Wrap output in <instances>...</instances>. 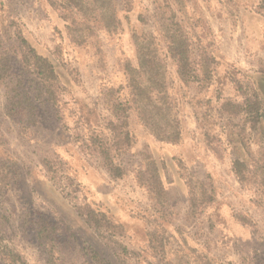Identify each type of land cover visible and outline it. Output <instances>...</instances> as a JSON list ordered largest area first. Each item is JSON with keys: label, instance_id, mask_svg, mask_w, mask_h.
Wrapping results in <instances>:
<instances>
[{"label": "rangeland", "instance_id": "rangeland-1", "mask_svg": "<svg viewBox=\"0 0 264 264\" xmlns=\"http://www.w3.org/2000/svg\"><path fill=\"white\" fill-rule=\"evenodd\" d=\"M113 2L120 29L108 34L95 26L87 41L77 45L49 0H0V29L12 21L11 30H19L38 54L53 62L62 83V121L44 110L39 124L27 129L4 116L0 85V160L15 165L19 174L18 184L0 195V220L8 226L0 242L28 264H46L50 248L37 245L30 227H18L30 212L63 220V228L70 226L79 242L100 249L112 264L157 263L149 233L166 245L163 264L176 262L183 253L190 254V264L199 256L214 264H264V0L172 1L174 22L189 39L195 68L206 58L209 79L199 76L202 81L182 84L165 59L181 140L175 145L156 142L133 121L132 147L125 154L112 153L125 171L120 179L111 178L96 155L82 151L74 136L108 138L109 91L121 89L120 95H127L123 64L135 63L131 34L151 32L156 23L160 28L171 15L165 0ZM255 97L261 117L252 124L236 106ZM145 154L160 165L168 202L164 207L155 206L137 182ZM44 159L54 166L59 184L49 182ZM235 159L248 165L242 182L232 171ZM255 167L263 171L255 173ZM201 187L213 202L192 214L188 193ZM84 201L121 224L123 233L116 241L128 254L114 245L104 248L84 225L72 207ZM78 250L56 246L52 258L56 264H88L86 253ZM2 255L0 249V264H9Z\"/></svg>", "mask_w": 264, "mask_h": 264}, {"label": "trees", "instance_id": "trees-1", "mask_svg": "<svg viewBox=\"0 0 264 264\" xmlns=\"http://www.w3.org/2000/svg\"><path fill=\"white\" fill-rule=\"evenodd\" d=\"M172 1L180 2V0H165L171 15L165 24L159 28L156 23L151 32L134 31L130 36L134 47L135 63L125 61L123 64L125 77L123 88L128 92L127 95H120L121 89L109 91L106 101L111 112V120H108L106 125L108 138L96 133H91L84 138L74 136V141L79 143L81 150L96 155L102 167L113 179H120L125 175L123 167L116 163L112 153L125 154L132 147L133 121L156 142L175 145L181 140L179 120L172 99L168 95L165 59L174 65L176 78L182 84L202 81L198 80L199 76L203 78V81L209 79L206 58L201 59L199 67L195 68L189 39L184 30L174 22V14L171 11ZM49 3L53 9L60 11L70 39L77 45H83L87 41V38L93 34L95 26L108 34L116 33L122 26L113 0H49ZM12 24L13 22L10 21L5 28L0 29V85L4 91V116L26 129L34 128L39 124L44 110L49 111L57 121H62L60 74L53 62L38 54L19 30L16 28L11 30ZM224 106L226 105H221V110ZM232 108L235 106L232 105ZM236 108L247 116L250 123L259 122L261 109L256 97L252 101L246 99L243 105ZM42 164L48 174L49 182L59 184L61 180L50 161L44 159ZM247 167L244 161L239 159L233 161L232 171L238 181L244 180L248 173ZM139 169L136 176L137 182L155 206L168 205L160 165L156 159L145 154ZM17 170L12 163L0 160V195L6 194L9 188L18 184ZM253 171L260 173L263 169L255 167ZM63 176L65 181L71 183V177L65 173ZM210 202H213V198L207 196L202 187L198 193L189 190L188 205L192 214L198 207ZM72 207L84 225L101 241L104 248L110 249V246L114 245L121 254L129 253L116 241L118 235L123 233L121 224L85 201L76 202ZM162 216L161 214L159 219ZM0 223V234L3 237V229H7L8 226L7 222L0 220ZM62 225H65L63 220L52 218L51 215L43 216L33 213V216H30L29 212L22 218L18 227H30L34 232L37 245L44 249L50 248L46 251V264H56L55 259L52 258V250L56 246L67 249L78 248V251L86 253L88 264H112L111 259L106 258L104 252L87 244L86 241L79 242L71 227L63 228ZM155 236V234H148V244L152 252L151 257L156 259L157 263L146 260L147 264H163L167 255L166 245L158 244ZM0 249L2 258L9 264H28L7 244L0 242ZM186 249L191 253L189 248ZM186 254L179 256L176 262L166 264H190L188 260L190 254ZM111 255L116 256L114 252ZM194 263L214 264L205 256H199Z\"/></svg>", "mask_w": 264, "mask_h": 264}]
</instances>
